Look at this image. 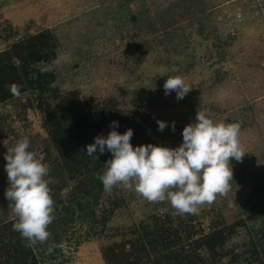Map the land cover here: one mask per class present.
Masks as SVG:
<instances>
[{
  "label": "rangeland",
  "instance_id": "1",
  "mask_svg": "<svg viewBox=\"0 0 264 264\" xmlns=\"http://www.w3.org/2000/svg\"><path fill=\"white\" fill-rule=\"evenodd\" d=\"M37 34L49 36L50 53L27 70L51 73V85L60 95L92 105L110 102L125 114L137 110L155 115L171 128L174 122L175 131L171 129L163 143L153 144L171 148L183 142V128L195 123L200 109L216 122H238L246 152L242 162L230 161L232 190L204 205L199 215H178L168 202L150 203L119 186L110 193L103 190L96 203L80 209L69 198L74 210L59 223L73 181L62 171L56 174L61 160L41 126L38 93L28 89L19 98L13 95L0 102V224L16 218L5 197V155L8 147L28 137L29 150L50 169L47 179L55 201L51 236L32 247L38 264H105L101 248L129 243L139 223L152 216L170 221L190 252L196 243L192 239L214 223H238L221 254L239 253L248 232L263 230L249 195L258 191L260 205L264 203V0H0V64L10 60L19 68L11 45L22 46ZM176 75L191 88L179 100L176 92L166 95L163 88L167 76ZM43 98L53 109L58 107L47 93ZM102 215L106 219L100 225L95 220ZM262 233L257 247L263 260L248 264H264ZM189 234L193 238H186ZM198 254L205 257L202 249ZM134 255L136 264H150L143 251ZM228 259V254L216 262L207 257L205 263L229 264Z\"/></svg>",
  "mask_w": 264,
  "mask_h": 264
},
{
  "label": "trees",
  "instance_id": "2",
  "mask_svg": "<svg viewBox=\"0 0 264 264\" xmlns=\"http://www.w3.org/2000/svg\"><path fill=\"white\" fill-rule=\"evenodd\" d=\"M49 45V36L45 34L34 35L22 46L19 43L11 45L10 53L15 54L20 65L19 68H15L10 60L5 65L0 64V102L13 96L10 91L12 84L19 85L20 92L29 89L38 93L36 105L41 115V126L47 133L50 147L61 160L57 166L56 174H60L62 171L67 176L66 178L73 181L74 184L70 197H67L68 204L63 206L59 212V215L64 219H56V222L64 223L69 219L66 215L71 216L74 210L73 205L80 209L87 203L94 204L99 198V194L104 190L103 184L97 176L105 171V162L111 158V153L105 151L101 155L97 151L94 153L98 157L96 159L94 156L87 155L86 146L94 143V138L97 136L106 138L112 130L110 124L113 121L118 122V127L115 130L121 134L129 128L133 130L130 142L134 147L142 144L163 143V139L172 134V128L165 120L155 115L140 113L137 110L125 114L110 102L92 105L78 101L73 95H60L51 85L53 80L51 73L36 71L33 74L27 70L31 62L48 59ZM10 53L5 52V54ZM10 58L12 57L10 56ZM44 93H47L51 100L59 102L57 108L53 109V106L49 105L48 101L50 100L43 98ZM158 120L167 124L163 131L158 129ZM259 195L261 193L258 191L251 192L249 199L258 215H255V218L259 217L264 224V203L260 205L261 201H259L263 197L259 198ZM69 198H71L72 204ZM112 203L113 206L117 204L116 201H112ZM90 213L93 211L91 210ZM105 219L106 217L102 215L98 216L95 221L102 225ZM14 222H16V218L8 219L0 224V264H38L32 247H25L26 241L13 230ZM165 222H160L157 217L152 216L149 221L139 223L136 237L129 243L123 242L119 246L112 244L102 247L100 254L105 264H136L138 259L133 262L137 256L134 255L136 251L137 253L143 251L150 264H206L207 257H210V262L214 260L216 262L217 258L226 254L229 255V264H240L243 260L244 262L247 260L244 264L256 260L260 263L263 260L262 257H259L262 254V249H258L257 240L262 238L264 228L262 230L259 227L258 230L248 232L239 253L231 251L221 254L223 243L230 237L234 226L238 223L225 225L221 221L210 225L207 231L199 232L197 238L192 239L191 243H196L193 245V252H190V249L181 244L180 237L172 223ZM243 224L244 219L239 225ZM188 237L193 238V234L186 235V238ZM201 249L204 250L205 257L198 254Z\"/></svg>",
  "mask_w": 264,
  "mask_h": 264
},
{
  "label": "clouds",
  "instance_id": "3",
  "mask_svg": "<svg viewBox=\"0 0 264 264\" xmlns=\"http://www.w3.org/2000/svg\"><path fill=\"white\" fill-rule=\"evenodd\" d=\"M175 71V69H173ZM165 94L176 92V98L191 90L182 76H167L163 85ZM20 86L10 85L11 93L19 98ZM158 129L167 126L157 121ZM107 137L97 136L86 146L88 156L97 151L111 153L105 162V171L97 176L105 192L116 187L134 190L150 203L168 202L178 215H199L204 205H211L218 196L226 197L232 190V159L242 162L245 155L240 140V124L216 122L198 109L195 123L183 128V142L176 148L131 144L133 130L124 133L115 130L118 122L110 124ZM175 131V124H172ZM30 149L28 137L8 147L5 171L9 187L5 197L12 203L16 216L13 230L26 241L25 247H34L48 241L49 225L55 220V201L50 188V169L42 157Z\"/></svg>",
  "mask_w": 264,
  "mask_h": 264
}]
</instances>
